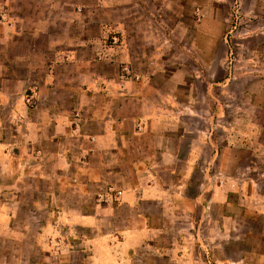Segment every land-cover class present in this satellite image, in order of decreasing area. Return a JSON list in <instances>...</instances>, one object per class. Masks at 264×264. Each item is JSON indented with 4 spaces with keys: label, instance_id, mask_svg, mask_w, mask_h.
Masks as SVG:
<instances>
[{
    "label": "crops",
    "instance_id": "0c3cea01",
    "mask_svg": "<svg viewBox=\"0 0 264 264\" xmlns=\"http://www.w3.org/2000/svg\"><path fill=\"white\" fill-rule=\"evenodd\" d=\"M218 2L0 0V264H264L230 146L141 68L162 8Z\"/></svg>",
    "mask_w": 264,
    "mask_h": 264
},
{
    "label": "rangeland",
    "instance_id": "374dc122",
    "mask_svg": "<svg viewBox=\"0 0 264 264\" xmlns=\"http://www.w3.org/2000/svg\"><path fill=\"white\" fill-rule=\"evenodd\" d=\"M219 1L182 5V21L162 8L158 13L163 18L156 21L159 29L149 38L141 68L164 92L181 80L177 92L182 107L201 113L198 120L184 116L183 123L197 124L200 129L210 125L214 150L221 153L231 148L228 172L242 174L240 183L257 191L256 200L264 204V0ZM200 6L216 10L220 19L200 21L193 12ZM208 29L214 35L203 34ZM113 37L118 38L116 43ZM108 40L121 44L117 34ZM207 109L210 114L203 115ZM199 179L200 172L196 183ZM261 220L257 234L264 233ZM252 242L253 238L244 248H251ZM229 254L237 256L234 249Z\"/></svg>",
    "mask_w": 264,
    "mask_h": 264
},
{
    "label": "built area",
    "instance_id": "2783aa9c",
    "mask_svg": "<svg viewBox=\"0 0 264 264\" xmlns=\"http://www.w3.org/2000/svg\"><path fill=\"white\" fill-rule=\"evenodd\" d=\"M117 41H118V38L117 37H113V42L116 43Z\"/></svg>",
    "mask_w": 264,
    "mask_h": 264
}]
</instances>
